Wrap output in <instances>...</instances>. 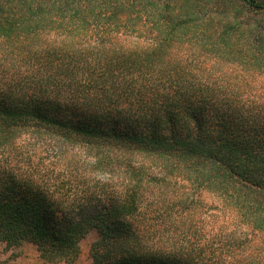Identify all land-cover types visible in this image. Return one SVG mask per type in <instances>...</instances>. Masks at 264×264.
Segmentation results:
<instances>
[{
    "label": "trees",
    "instance_id": "obj_1",
    "mask_svg": "<svg viewBox=\"0 0 264 264\" xmlns=\"http://www.w3.org/2000/svg\"><path fill=\"white\" fill-rule=\"evenodd\" d=\"M90 233L89 264H264V0H0V242Z\"/></svg>",
    "mask_w": 264,
    "mask_h": 264
},
{
    "label": "rangeland",
    "instance_id": "obj_2",
    "mask_svg": "<svg viewBox=\"0 0 264 264\" xmlns=\"http://www.w3.org/2000/svg\"><path fill=\"white\" fill-rule=\"evenodd\" d=\"M83 159L84 156H81L80 163L82 167H85L84 164H82ZM88 167L89 166H87V169ZM92 176H94V178L96 179H100L102 178L103 175L93 172ZM90 185L94 186V182H91ZM79 187L81 186L79 185ZM84 189H86V187ZM82 194H83L82 189H78L77 196L74 197L77 199L79 198V200L76 199L72 201L73 202L78 201V203L81 202L80 198ZM94 237L95 234L90 233L87 235L85 240L80 242V253L77 260L73 264H89L90 259L87 256L88 243L89 240L94 239ZM0 264H64V263H49L47 261H44L40 257L39 251L35 248L34 245L30 243H25L21 246L6 247L4 243L0 242Z\"/></svg>",
    "mask_w": 264,
    "mask_h": 264
}]
</instances>
